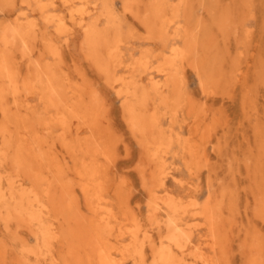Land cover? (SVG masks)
<instances>
[{
    "label": "bare ground",
    "instance_id": "1",
    "mask_svg": "<svg viewBox=\"0 0 264 264\" xmlns=\"http://www.w3.org/2000/svg\"><path fill=\"white\" fill-rule=\"evenodd\" d=\"M257 2L0 0V264H264Z\"/></svg>",
    "mask_w": 264,
    "mask_h": 264
},
{
    "label": "rangeland",
    "instance_id": "2",
    "mask_svg": "<svg viewBox=\"0 0 264 264\" xmlns=\"http://www.w3.org/2000/svg\"><path fill=\"white\" fill-rule=\"evenodd\" d=\"M257 1H259V0H257ZM262 1H263V3H262ZM258 3V6H257V8H256V14H257V16H258V14H259V18L257 17V16H255V20L253 21V23H254V25H253V23H252V27H255L254 29L255 30H257L256 28H258V30L257 31H255V32H257L256 33V37H255V40H257L258 42H259V44H260V46L258 47V46H256V47H258L257 49H256V47H255V52H256V57L258 58V59H263V61H264V41H263V39L264 38H262L261 37V39H260V34L258 33V31L260 30V28L259 27H257V26H260L261 25V22H262V18H264L263 16V14L264 13H261V12H263L264 11V7L262 6V5H264V0H260V2H257ZM261 3V4H260ZM262 9V10H261ZM263 16H262V15ZM257 19V20H256ZM258 25H257V24ZM259 23H260V25H259ZM256 24V25H255ZM257 38V39H256ZM260 40H262V42H263V45H261V41ZM258 45V44H257ZM259 50V51H258ZM258 51V52H257ZM260 52V53H259ZM259 53V54H258ZM263 67H264V62H263ZM189 85H190V88H195L196 87V78H195V76L191 73L190 74V77H189ZM261 89V88H260ZM259 92V93H258ZM262 92V93H261ZM259 94H262L261 96L259 95ZM260 97H259V96ZM256 96H258V97H256V102L258 103H256V107H258L257 109L259 110V111H264V104H263V101H264V92L262 91V89H261V91L259 90V87H258V89H257V92H256ZM263 96V97H262ZM262 97V98H261ZM258 99H259V101H260V103H259V101H258ZM225 102H224V110H225V115L227 116V117H225V119L227 120V126L229 127V133H228V137L230 138V139H228L229 140V142H230V145H236L237 143H238V141H239V137L241 136V134H242V129H243V125H240L239 124V122H240V120H241V111L237 108V107H239V101H238V99H237V101H238V104H237V101H236V99L234 100L235 102L233 103V100H230V99H223ZM263 100V101H262ZM230 101V102H229ZM238 105V106H237ZM259 105V106H258ZM227 107V108H226ZM117 108V102L116 101H113L112 102V104H111V111H110V113H112L111 115H112V117H114V118H118V116L119 115H117V110H118V108ZM112 110H113V112L114 113H116V115L112 112ZM239 112V113H238ZM237 113H238V115H237ZM118 114H119V112H118ZM228 114V115H227ZM240 114V115H239ZM230 116V117H229ZM236 125V126H235ZM237 129V130H236ZM235 130V131H234ZM239 131V132H238ZM236 133H239L240 135H239V137H237V135L238 134H236ZM237 137V138H236ZM232 138V139H231ZM236 138V139H235ZM230 140H232V141H230ZM231 142H233L232 144H231ZM135 152V151H134ZM214 161V159H212V162ZM133 173L131 174V178L133 179V186H134V188H133V196H135L136 194V192H137V195L140 193L139 192V183L136 185V183L137 182H135L136 180H135V175H134V178H133ZM135 180V181H134ZM137 186V187H136ZM136 187V188H135ZM135 189V190H134ZM139 189V190H138ZM137 190V191H136ZM135 192V193H134ZM139 192V193H138ZM135 194V195H134Z\"/></svg>",
    "mask_w": 264,
    "mask_h": 264
}]
</instances>
